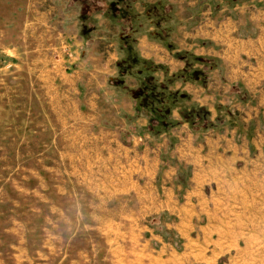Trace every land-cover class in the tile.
Returning <instances> with one entry per match:
<instances>
[{
	"label": "rangeland",
	"instance_id": "rangeland-1",
	"mask_svg": "<svg viewBox=\"0 0 264 264\" xmlns=\"http://www.w3.org/2000/svg\"><path fill=\"white\" fill-rule=\"evenodd\" d=\"M110 1L0 0V264H153L139 223L120 221L119 192L96 182L94 135L110 130L115 105L148 115L151 133L200 127L212 115L170 90L193 80L176 45L186 29H174L175 5L129 0L116 17ZM142 37L184 67L170 74L166 62L143 58ZM90 104L106 106L93 118ZM215 110L217 126H244L241 106ZM238 170L221 195L220 224L238 237L233 264H264V156Z\"/></svg>",
	"mask_w": 264,
	"mask_h": 264
},
{
	"label": "crops",
	"instance_id": "crops-1",
	"mask_svg": "<svg viewBox=\"0 0 264 264\" xmlns=\"http://www.w3.org/2000/svg\"><path fill=\"white\" fill-rule=\"evenodd\" d=\"M169 1L175 5V31L186 29L176 45L186 51V72L193 79L170 90L185 91L186 108L208 109L211 122L194 128L179 122L151 133L148 115L135 116L133 105H115L106 116L110 130L94 135L101 142L96 182L119 192L120 221L139 223L153 264H233L238 237L220 224L219 205L238 169L264 156V0ZM160 47L155 40L138 39L146 60L166 62L170 74L184 67V58ZM50 61L57 75L56 47ZM216 105L241 106L244 126H217ZM104 106L87 109L95 118ZM172 116L178 120L180 110Z\"/></svg>",
	"mask_w": 264,
	"mask_h": 264
},
{
	"label": "trees",
	"instance_id": "trees-1",
	"mask_svg": "<svg viewBox=\"0 0 264 264\" xmlns=\"http://www.w3.org/2000/svg\"><path fill=\"white\" fill-rule=\"evenodd\" d=\"M132 1L133 0H130V2H132ZM128 2H129V0H111L109 5L106 6V7L107 8L109 7L110 9H113L114 15L117 17V16L120 15V13L122 12V9L125 8L126 3H128ZM115 16H114V18H115Z\"/></svg>",
	"mask_w": 264,
	"mask_h": 264
}]
</instances>
